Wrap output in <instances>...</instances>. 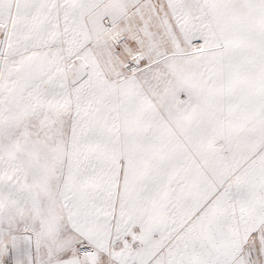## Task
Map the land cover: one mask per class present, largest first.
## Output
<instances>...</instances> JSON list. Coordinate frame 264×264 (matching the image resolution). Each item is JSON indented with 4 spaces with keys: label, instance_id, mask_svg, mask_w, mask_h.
I'll return each instance as SVG.
<instances>
[{
    "label": "snow or ice",
    "instance_id": "6c2138e0",
    "mask_svg": "<svg viewBox=\"0 0 264 264\" xmlns=\"http://www.w3.org/2000/svg\"><path fill=\"white\" fill-rule=\"evenodd\" d=\"M0 264H264V0H0Z\"/></svg>",
    "mask_w": 264,
    "mask_h": 264
}]
</instances>
